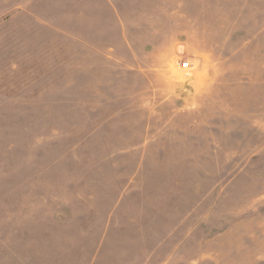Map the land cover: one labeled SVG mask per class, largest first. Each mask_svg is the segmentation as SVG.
I'll list each match as a JSON object with an SVG mask.
<instances>
[{"label": "rangeland", "instance_id": "1", "mask_svg": "<svg viewBox=\"0 0 264 264\" xmlns=\"http://www.w3.org/2000/svg\"><path fill=\"white\" fill-rule=\"evenodd\" d=\"M0 264H264V0H0Z\"/></svg>", "mask_w": 264, "mask_h": 264}, {"label": "crops", "instance_id": "2", "mask_svg": "<svg viewBox=\"0 0 264 264\" xmlns=\"http://www.w3.org/2000/svg\"><path fill=\"white\" fill-rule=\"evenodd\" d=\"M116 19H117L116 24L118 25V28H119V36H120V39L124 42V44L129 43V40L131 39L130 34H132V32H134V31L137 32L138 34H141V36H143L144 34H149L150 36H148V39H150V40H152L153 38L156 39V35L159 32L158 26L160 24L158 23V21H156L154 19H150V20L149 19H144V20L137 19L135 21H131L128 23V22L124 21V19L122 18V15H119V14L116 16ZM165 44H166V41H165ZM145 46H147V44ZM145 49H146V47H145ZM144 52H145V50H144ZM145 54L148 55L150 58L154 59L155 56L161 57V56L166 55L167 53L164 51H161V49L159 47V49L157 51H155V53L154 52H152V53L151 52H145ZM149 57H147V59ZM139 60L140 59H138V61ZM143 64H146V65L143 67L140 66L137 70L132 69L131 71H133V72L136 71V73L139 76H146L148 72H159L160 73L162 71L161 66L160 67H150V66H148L149 63H147V62H145ZM145 73H146V75H145ZM146 80H148V79H146ZM148 83H150V82L148 81ZM152 85L155 86L153 83H152Z\"/></svg>", "mask_w": 264, "mask_h": 264}, {"label": "built area", "instance_id": "3", "mask_svg": "<svg viewBox=\"0 0 264 264\" xmlns=\"http://www.w3.org/2000/svg\"><path fill=\"white\" fill-rule=\"evenodd\" d=\"M183 68H184V69H190V68H191V64H190V63H185V64L183 65Z\"/></svg>", "mask_w": 264, "mask_h": 264}]
</instances>
